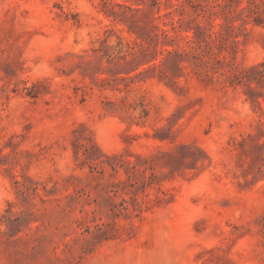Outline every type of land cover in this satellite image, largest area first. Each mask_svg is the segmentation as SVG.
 Segmentation results:
<instances>
[{
    "label": "rangeland",
    "instance_id": "rangeland-1",
    "mask_svg": "<svg viewBox=\"0 0 264 264\" xmlns=\"http://www.w3.org/2000/svg\"><path fill=\"white\" fill-rule=\"evenodd\" d=\"M0 264H264V0H0Z\"/></svg>",
    "mask_w": 264,
    "mask_h": 264
}]
</instances>
